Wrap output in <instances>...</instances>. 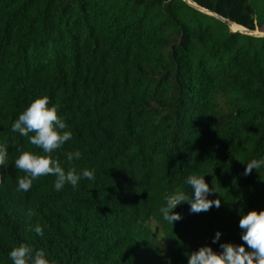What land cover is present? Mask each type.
<instances>
[{"label":"trees","instance_id":"obj_1","mask_svg":"<svg viewBox=\"0 0 264 264\" xmlns=\"http://www.w3.org/2000/svg\"><path fill=\"white\" fill-rule=\"evenodd\" d=\"M194 1L264 27L258 0ZM204 15L183 0H0V264L22 241L57 264H187L202 245L242 243L241 212L264 209V169L244 175L264 155V38ZM38 95L72 132L55 152L61 166L94 169L93 180L56 191L53 176H40L16 191L25 173L12 161L40 150L11 124ZM193 171L208 172L220 206L191 213L182 203L179 221H163L164 195H190Z\"/></svg>","mask_w":264,"mask_h":264},{"label":"clouds","instance_id":"obj_2","mask_svg":"<svg viewBox=\"0 0 264 264\" xmlns=\"http://www.w3.org/2000/svg\"><path fill=\"white\" fill-rule=\"evenodd\" d=\"M59 107L49 102L47 95H38L17 115L11 124V130L27 137L30 145L36 146L40 151L20 149L18 156L12 161L14 167L25 173L16 178V191L28 192L33 181L40 176L51 175L55 179L52 187L61 191L65 185L75 189L82 179L93 180L95 170L75 167H62L55 152L61 149L66 142L72 139V132L63 116L58 114ZM31 133V135H30ZM66 161L71 164L81 158V152L76 149L64 153ZM8 147L0 144V166L7 167ZM246 163L244 175L255 169L258 173L264 169V155L251 158ZM208 172L193 171L187 175L184 183L191 194L179 188L167 192L163 197V204L159 213L163 221L174 225L182 218L180 212L174 211L178 205L187 203L191 213L208 211L212 206L219 207V197L211 198L213 193H219L216 185L205 180ZM31 222L35 215L29 208L24 212ZM242 243L222 242L219 251L214 250L211 244L200 246L187 253V264H264V209L253 208L241 212L239 219ZM30 230L36 236L43 237L44 231L39 222L32 224ZM221 232L217 230L212 238V244L220 240ZM11 264H57V262L44 250L34 248L31 244L20 242L8 251Z\"/></svg>","mask_w":264,"mask_h":264},{"label":"water","instance_id":"obj_3","mask_svg":"<svg viewBox=\"0 0 264 264\" xmlns=\"http://www.w3.org/2000/svg\"><path fill=\"white\" fill-rule=\"evenodd\" d=\"M183 1H185L189 6L195 8L196 10L217 18L218 20L226 24L230 32L232 33H241V34H245V35H249L253 37L264 38V31L260 30L258 27L254 29H250L244 25H241L235 21L230 20L227 17H224L216 12H213L206 7L199 5L194 0H183Z\"/></svg>","mask_w":264,"mask_h":264},{"label":"rangeland","instance_id":"obj_4","mask_svg":"<svg viewBox=\"0 0 264 264\" xmlns=\"http://www.w3.org/2000/svg\"><path fill=\"white\" fill-rule=\"evenodd\" d=\"M261 2V0H258V1H253V4L255 5V7H256V11H257V15H258V19L259 20H261L262 18H263V16H264V4H262V3H260ZM216 19L217 18H215V17H213V16H210V15H208V14H206V15H204V22L205 23H216ZM259 27V26H258ZM260 29V28H259ZM262 29H264V27L263 28H261L260 30H262ZM262 31H264V30H262Z\"/></svg>","mask_w":264,"mask_h":264}]
</instances>
